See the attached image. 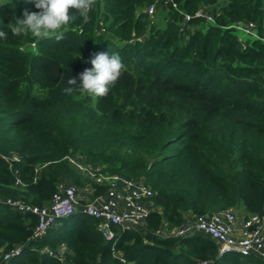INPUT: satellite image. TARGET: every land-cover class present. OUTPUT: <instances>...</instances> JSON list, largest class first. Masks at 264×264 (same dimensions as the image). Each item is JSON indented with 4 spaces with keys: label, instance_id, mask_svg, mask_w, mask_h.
<instances>
[{
    "label": "trees",
    "instance_id": "trees-1",
    "mask_svg": "<svg viewBox=\"0 0 264 264\" xmlns=\"http://www.w3.org/2000/svg\"><path fill=\"white\" fill-rule=\"evenodd\" d=\"M153 1L96 0L87 22L77 16L61 39V32L37 39L8 27L25 9L39 11L35 5L0 0L7 34L0 38V250L22 249L0 264H118L113 250L130 264H264L220 255L203 234H158L164 224L182 226L188 214L242 208L264 215V43L249 38L244 49L226 28L251 21L264 35V0H175L183 13L204 8L215 17L184 30L183 14L165 3L171 19L156 28L141 10ZM99 53L118 54L125 65L109 94L94 100L65 92ZM70 159L143 180L155 208L145 226L117 227L108 241L97 219L76 210L30 241L37 216L5 200L43 207L60 184L87 185ZM45 247H64L63 259Z\"/></svg>",
    "mask_w": 264,
    "mask_h": 264
},
{
    "label": "built area",
    "instance_id": "built-area-1",
    "mask_svg": "<svg viewBox=\"0 0 264 264\" xmlns=\"http://www.w3.org/2000/svg\"><path fill=\"white\" fill-rule=\"evenodd\" d=\"M165 3L183 14L181 30L187 29L194 19L203 20L208 24H215L214 15L201 8L193 14L183 13L178 9L175 0H155L147 6L149 15H154L157 7ZM236 33L264 43V35L257 30V25L251 21H235L226 26ZM238 41L245 49L247 43L238 37ZM35 47V44H32ZM8 159V158H6ZM11 161H20L12 155ZM70 161L80 170L91 176L96 185L104 187L105 191L94 196L89 202L81 203L79 187L71 183L60 184L53 194L51 202L43 207L26 203L22 200L6 199L5 203L11 207L37 216V225L33 230L30 241L41 239L49 228L54 226L60 218L71 215L76 210L90 215L99 221V229L106 240H113L115 228L139 229L145 226L150 213L155 209L151 202L153 190L143 181L124 177L122 175L105 174L93 167H87L74 159ZM15 173H18L15 170ZM22 182L17 179L16 186ZM161 235V230L158 232ZM203 234L212 238L219 247V254L239 253L242 256H257L264 259V215L247 214L242 219L239 228V215L233 209L223 210L212 214L187 218L186 222L177 228L175 237ZM21 247H16L3 254V261L21 254ZM50 256L63 259L65 248L58 251L45 247L42 250ZM118 264H130L121 252L113 250ZM203 264H209L203 262Z\"/></svg>",
    "mask_w": 264,
    "mask_h": 264
},
{
    "label": "clouds",
    "instance_id": "clouds-1",
    "mask_svg": "<svg viewBox=\"0 0 264 264\" xmlns=\"http://www.w3.org/2000/svg\"><path fill=\"white\" fill-rule=\"evenodd\" d=\"M26 2L34 4L39 11L25 9L22 17H16L15 22H10L8 27L14 36L31 33L33 37L43 39L61 32L75 21L77 16L87 22L88 13L95 6L96 0H26ZM0 38L6 39L7 34L0 31ZM56 38L61 39L62 32ZM89 62L92 67L85 68L77 77L70 78L65 92L105 97L123 74L125 65L115 53L111 55L99 53Z\"/></svg>",
    "mask_w": 264,
    "mask_h": 264
},
{
    "label": "rangeland",
    "instance_id": "rangeland-1",
    "mask_svg": "<svg viewBox=\"0 0 264 264\" xmlns=\"http://www.w3.org/2000/svg\"><path fill=\"white\" fill-rule=\"evenodd\" d=\"M147 6H148V5H145L141 10H142L143 12H146V13L148 14V12H147ZM148 17L150 18L151 23H152L156 28H158V29L165 27L167 21L171 19V15H169V8H168V6H166L165 4L158 6V7H157V11H156V13H155L154 15H149V14H148ZM101 24H103V22H102ZM205 24H206V23H202L201 26H203V25H205ZM235 34H236V32H235ZM237 37L242 38V40H243L244 42L250 44V41H249V38H248V37H244V36H242L240 33H237ZM248 44H247V45H248ZM25 51L33 52V51H34V47H33V45H31V46H29V47H26ZM95 98H96V97L93 96V99H94V100H95ZM78 170L81 172V174H82V180H83L84 182H86L85 184H87V185H91L93 188L96 189V187L93 186V185H95V184H94L95 182H94L93 178H92L91 176H89L88 174H86L85 171L80 170V169H78ZM96 195H97V194H96V191H95V195H94V196H96ZM81 203H83V202L81 201ZM235 211H236V212L244 213V212L242 211V208H239V209H237V210H235ZM176 230H177V228H173L172 226H170V225H168V224H164V225L162 226V228H161V236H162V237H165V238H166V237L174 236ZM2 254H4V252H3V250H0V257L2 256Z\"/></svg>",
    "mask_w": 264,
    "mask_h": 264
},
{
    "label": "crops",
    "instance_id": "crops-1",
    "mask_svg": "<svg viewBox=\"0 0 264 264\" xmlns=\"http://www.w3.org/2000/svg\"><path fill=\"white\" fill-rule=\"evenodd\" d=\"M79 197H80V200L85 203V202H89L95 195V191L96 189L93 188L91 185H85L83 187H79ZM242 211L244 213H241V212H237L238 215H239V228L241 227L242 225V219L247 216L248 213H246L243 209ZM194 215L193 214H188L187 215V218H193Z\"/></svg>",
    "mask_w": 264,
    "mask_h": 264
}]
</instances>
